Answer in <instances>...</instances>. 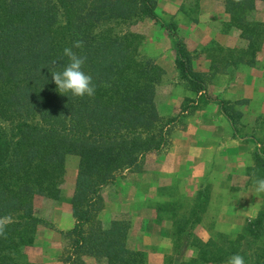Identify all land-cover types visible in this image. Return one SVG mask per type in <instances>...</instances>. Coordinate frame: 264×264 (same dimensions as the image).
I'll use <instances>...</instances> for the list:
<instances>
[{
    "label": "trees",
    "instance_id": "16d2710c",
    "mask_svg": "<svg viewBox=\"0 0 264 264\" xmlns=\"http://www.w3.org/2000/svg\"><path fill=\"white\" fill-rule=\"evenodd\" d=\"M260 3L264 0H223L230 26L242 30L252 56L258 51L259 40L253 38L258 24L246 20ZM155 4L0 0V264H31L25 250L41 223L34 215V199L60 198L66 161L73 156L78 159L70 199L75 224L65 234L71 249L65 264H84L83 256L96 264H146V254L127 248L128 222L104 224L98 217L104 207L103 188L123 171L139 173L145 157L169 142L155 102L165 73L136 53L140 37L118 31L123 24L145 19L159 24ZM76 41L82 47L73 51L86 57L84 70L96 85L91 98L60 94L49 72L63 69L68 62L63 49ZM178 47L176 65L182 76L202 85L190 74L180 43ZM197 215L193 211L185 224L173 223L175 245L182 251L192 249L195 256L165 264H226L237 253L246 264H264V210L235 238L215 233L206 242L191 231Z\"/></svg>",
    "mask_w": 264,
    "mask_h": 264
},
{
    "label": "rangeland",
    "instance_id": "374dc122",
    "mask_svg": "<svg viewBox=\"0 0 264 264\" xmlns=\"http://www.w3.org/2000/svg\"><path fill=\"white\" fill-rule=\"evenodd\" d=\"M155 2L159 24L145 19L135 25L123 24L118 31L140 37L134 46L136 53L153 61L165 73L157 87L155 102L161 126L169 133V142L163 150L145 157L139 173L123 171L117 174L101 194L103 210L117 204L121 197H128L130 201L136 202L142 196L147 209L152 212L151 221L154 226L167 229V224H170L167 229L168 238L163 242V249L168 252L164 256V263L175 260L181 263L188 262L195 254L192 249L182 251L181 246L175 245L174 221L179 225L185 224V220L196 211L199 221L191 230L194 237L199 239L200 235L209 239L215 233H221L235 238L248 221L256 217H247L253 210L256 209L257 213L264 210V192H257L254 185L256 179L264 178V18H257L264 15V3H260L257 10L246 18V21L250 20L248 23L253 21L258 24V34L253 35L255 41L259 40L256 43L258 51L252 56L249 41L242 37V30L230 26V18L224 13L223 0ZM211 8L214 12L224 14L227 21L216 23L212 19H206V22L199 23L200 13H206ZM197 25L204 32L203 40H199L193 32ZM165 26H169L175 36ZM230 33L233 38L225 40ZM178 43L182 45L190 74L202 81L204 89L200 93L195 91L202 85L187 82L176 65L177 53H180ZM246 78L253 85L255 83L257 89L251 99L243 98L238 92L233 95L240 89L238 84H242ZM234 82L238 84H233ZM229 89L233 93H228L231 91ZM207 109L217 121L224 118L218 123L220 132L217 136L211 132L214 131L212 128L207 130L198 122L200 113ZM227 115L232 120L226 118ZM181 132L189 134L191 144L212 147L204 150L202 156L205 165L197 167L196 176L192 175L191 170L186 173L187 182L183 178H167L171 177L167 174L174 175L178 171L172 160H167V155ZM243 135H246V141ZM233 139L248 142L250 158L243 160L231 157L226 162L221 161V152L226 154L228 149H232ZM214 140L215 143L219 142L218 146H215ZM250 159L254 163L251 168H247V161ZM77 166V157L67 158L66 175L58 200L46 197L34 199V215L41 223L37 227L32 246L25 250L31 264H65L64 260L71 250L65 234L75 224L70 199L74 192ZM182 167H179V171H184L185 167ZM220 173L228 175L229 180L224 185L216 182V175ZM141 189L148 193H140ZM224 192L231 193L234 197L212 198V194ZM149 193L154 194L151 196ZM231 202L239 204L234 210L240 213L232 223H226L231 212L223 210L221 218V210L218 208L221 205L229 206ZM107 220V223L112 220L128 222V234L131 229L134 234L139 227L142 229L143 219H133L129 213H113ZM181 252L182 256L179 254ZM146 258V264H156L154 256L146 254ZM81 261L84 264H96L95 259L88 256H83Z\"/></svg>",
    "mask_w": 264,
    "mask_h": 264
},
{
    "label": "crops",
    "instance_id": "0c3cea01",
    "mask_svg": "<svg viewBox=\"0 0 264 264\" xmlns=\"http://www.w3.org/2000/svg\"><path fill=\"white\" fill-rule=\"evenodd\" d=\"M264 15H260L257 18H260L261 20L264 18ZM199 17V23H203L206 22V19H212L214 20V22L216 23H220L222 20L227 21L226 18L224 17V14L219 13V12H214L213 8H211L208 12L206 13H200ZM264 20V19H263ZM258 21V20H257ZM193 32L195 33V35L199 38V40H203V38L205 37L204 32L202 31V28L197 25L194 29ZM223 34V33H222ZM231 33L225 37V40L228 39H232L233 37H231ZM233 84H238L236 82H234ZM238 86L240 87V89L238 88V91H235L234 93L232 92V89H229L231 91H229L228 93L232 92L233 95L238 92L239 94H241L243 96V98L245 99H251L254 98L255 96V91L257 90L255 87V83L253 85V82H251L250 79L246 78V80H243L242 84H238ZM217 109V108H216ZM218 111V109H217ZM216 111V112H217ZM219 113V112H218ZM212 112L209 111V109H207L204 112H201L199 117V124L201 126L204 125V127L207 128V130H210L212 128L211 131L212 133H215L216 136L217 134L220 132V128L218 127V123H220V121H222L224 118L221 117L219 118L220 120L217 121V119L212 118ZM227 118V117H226ZM202 121V122H201ZM208 133V132H207ZM188 134V133H187ZM240 134V132H239ZM181 136V137H179ZM236 136H234V139ZM245 141H246V135L242 136ZM191 137L186 134H183V132L178 133V136H176L175 141L173 142V147L171 148V151L169 152V154L167 155V160H172L173 166L177 168L178 171L175 172V174H167L169 176H171L170 178L167 177L168 179H176V178H183L185 182H187V172L190 171L192 173L193 176H196V173L198 172V168L201 165H205V159L204 156H202L204 154V150L210 149L212 147H205V146H201V145H196V143L191 144L192 140H189ZM233 139V143L234 145H232V149H228L227 153L224 154V152H221V156L219 158H221V161L226 162L229 159L232 158H239V159H248L250 158L248 156L249 154V145L247 144L248 142H245L244 140L237 141ZM211 141V139H210ZM213 143L215 144V146H218L219 142L215 143V140L213 141ZM213 144V145H214ZM232 144V143H231ZM230 144V145H231ZM203 145V144H202ZM212 145V146H213ZM230 148V147H229ZM202 157V158H201ZM253 159L247 161V168H251L253 165ZM183 166L182 169L185 167L184 171L181 170L179 171V167ZM196 168V171L194 170ZM233 170V169H232ZM178 172V173H177ZM228 172V171H227ZM165 178V177H163ZM229 180L228 175L220 173L218 174V176L216 175V182L218 183H222L224 185V183H227ZM142 190V189H141ZM140 193H148L145 191H140ZM139 194V193H137ZM154 193H149V195H153ZM207 197L210 198L209 194H206ZM212 198L216 199L217 197H231L233 195H231V193L224 192V193H214L212 194ZM234 197V196H233ZM214 201V200H213ZM212 206V204H211ZM239 204L236 202H231L229 204V206H219V210L221 214H219V216L221 215L222 218V212L223 210L225 212H231L229 215V220L226 221V223H232L233 219L237 216L238 213H240L239 211H235L234 208L238 207ZM217 209V210H218ZM129 213L132 215L133 219H139L142 218L143 219V223H142V229L139 227V229L137 230V232L134 234V232L131 231L128 234L127 237V248L129 250H134V251H140L143 252L145 254H148L150 257L151 255L154 256V259L156 260V264H165L164 263V256L168 254L166 249H163V242H166L167 238H168V233H167V229L170 228V224H167V229H161V228H156L154 226V222L151 221L152 219V212L150 210L147 209L146 207V203L143 200V197L141 196L139 198V200H133L130 201V198H125V197H121V200L117 203V204H113L111 206H107L105 207L104 210L101 211V213L99 214V220L101 222H105L107 223L109 220H107V218L113 214V213ZM219 213V212H218ZM257 214V210H253L251 212V215H248L247 217L249 218H254ZM219 216H218V220H219ZM106 220V221H105ZM219 222H221L219 220ZM224 222V221H223ZM223 224V223H222ZM199 234H197L198 236ZM199 239H201L203 242H206L208 239L202 238L200 235L198 236ZM165 247V245H164ZM186 260V259H184Z\"/></svg>",
    "mask_w": 264,
    "mask_h": 264
},
{
    "label": "clouds",
    "instance_id": "9594fccd",
    "mask_svg": "<svg viewBox=\"0 0 264 264\" xmlns=\"http://www.w3.org/2000/svg\"><path fill=\"white\" fill-rule=\"evenodd\" d=\"M81 47V41L74 42L72 47H65L63 56L67 57V64L62 70L49 69V72L60 94L91 98L95 95L96 85L92 76L84 70L86 57L73 51V48L79 49ZM254 185L257 192H264V178L256 179ZM3 223L4 221H0V235L3 234ZM226 264H246V260L244 255L237 253L231 255Z\"/></svg>",
    "mask_w": 264,
    "mask_h": 264
}]
</instances>
